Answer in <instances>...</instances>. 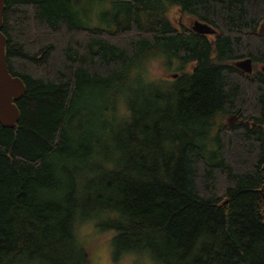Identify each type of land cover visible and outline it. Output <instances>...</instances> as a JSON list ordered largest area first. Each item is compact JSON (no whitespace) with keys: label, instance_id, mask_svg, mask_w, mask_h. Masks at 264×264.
<instances>
[{"label":"trees","instance_id":"16d2710c","mask_svg":"<svg viewBox=\"0 0 264 264\" xmlns=\"http://www.w3.org/2000/svg\"><path fill=\"white\" fill-rule=\"evenodd\" d=\"M107 1L109 21L91 25L74 0H5L7 67L24 92L15 125L0 124V264H64L71 246L69 263L88 264L75 229L93 216L112 229L116 257L264 264V0ZM170 6L214 29L212 43L171 30ZM168 56L177 70L196 66L174 79L170 107L136 118L129 103L124 133L103 142H115L118 162L87 163L99 140L72 134L77 100ZM241 58L251 73L233 66ZM118 101L91 134H113L128 113ZM227 114L238 122L214 129Z\"/></svg>","mask_w":264,"mask_h":264},{"label":"rangeland","instance_id":"374dc122","mask_svg":"<svg viewBox=\"0 0 264 264\" xmlns=\"http://www.w3.org/2000/svg\"><path fill=\"white\" fill-rule=\"evenodd\" d=\"M72 6L78 15L91 25H104V21H109L100 17L102 12L111 9V5L107 0H74ZM177 10V7L168 9V17L171 18L174 13L177 14ZM178 15H180V12ZM181 16L184 21L186 16ZM262 22L264 21H261L260 24ZM141 65L144 68L143 75L138 70L137 64L133 69L134 74H132V77L127 73L120 74L118 81L115 80L109 86L103 89H97L95 92L84 93V96L80 97V100L78 99L75 103L76 107L73 118L71 119L70 128L72 134L75 137L79 135V139L83 137V139L90 140L88 137H97L99 140V145L94 146L95 152L90 156L87 163H94L96 166H108L118 162L121 151L115 142L113 145H108L103 142L108 137H116L124 133L123 129L125 128H123L122 121L120 122V120L129 114V103L133 107L136 118L140 117V111L143 107L151 106L152 108L160 110H166L170 107L173 101L170 92L175 88L176 83L169 78L171 77L170 74L174 73V70L161 57L148 58L146 61L143 60ZM115 98L119 99L117 104L118 108L121 107V109L127 110L128 113L122 111L119 119L115 120L113 134H91V132L93 133L95 131L93 129L95 121H98L97 126H99V122L103 121L105 108ZM237 122L238 118L235 115L227 114L216 119L214 129L222 123L231 126ZM96 201L101 206L106 203L105 198H98ZM97 218L99 217L93 216L87 218L88 220L79 221L75 229V234L77 231L79 242L88 249V264H155V261L153 260V262L151 257L150 259L147 256H142L137 253L124 254L116 257L113 249L114 243L112 242L113 231L106 225V219ZM101 220L102 224L99 225ZM74 253L75 248L71 246L61 254V258L64 259V264H70L69 260L73 257Z\"/></svg>","mask_w":264,"mask_h":264},{"label":"water","instance_id":"95a60500","mask_svg":"<svg viewBox=\"0 0 264 264\" xmlns=\"http://www.w3.org/2000/svg\"><path fill=\"white\" fill-rule=\"evenodd\" d=\"M5 0H0V124L13 127L18 119L19 111L14 100L24 92V84L18 76L12 75L7 67L5 45L6 38L1 32L2 16ZM192 29L197 33H214L206 23L194 21ZM258 31L264 33V22L259 25ZM238 66L246 73H251L252 66L249 58L240 61Z\"/></svg>","mask_w":264,"mask_h":264},{"label":"flooded vegetation","instance_id":"af4514ba","mask_svg":"<svg viewBox=\"0 0 264 264\" xmlns=\"http://www.w3.org/2000/svg\"><path fill=\"white\" fill-rule=\"evenodd\" d=\"M170 8H172V7L170 6L169 9ZM178 13H179V10H177V14L174 13V15L171 16V18L168 17L169 23H170V28H172L171 30H174L178 35H181L182 30H184V29L186 30V28L187 29L189 28V29L193 30L192 29V25L194 23V20H192L191 18H187L186 17L185 20L183 21V17L181 16V14L178 15ZM189 24H191V25L189 26ZM200 34H204V33H200ZM212 34H214V33L204 34V35L207 36V39L210 41V43H212V39L209 36L212 35ZM165 59L169 63L170 68L174 70V73L170 74L171 77L169 79H171V80L180 78L183 75L182 72H184V75H188L196 68L194 63L193 64H187V65L182 66L181 67V71H180V70H177V62H176V60L173 57L168 56ZM243 59L245 60V58H241V59H238V61H242ZM233 66L235 68H237L238 70L244 72L243 69L238 66V64H235ZM187 69H189V71H187Z\"/></svg>","mask_w":264,"mask_h":264}]
</instances>
